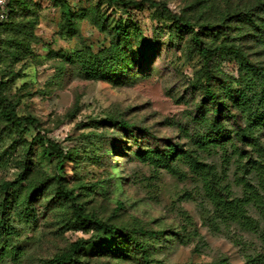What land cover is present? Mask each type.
I'll use <instances>...</instances> for the list:
<instances>
[{
	"label": "rangeland",
	"instance_id": "1",
	"mask_svg": "<svg viewBox=\"0 0 264 264\" xmlns=\"http://www.w3.org/2000/svg\"><path fill=\"white\" fill-rule=\"evenodd\" d=\"M27 1L28 11L17 10L14 20L27 24L32 31L19 37L28 49L22 52V58L10 54L7 40L17 35L5 26L0 28V75L7 93L17 103L18 113L37 117L49 137L66 148L69 159L60 169L55 155H49L33 138L20 136L0 118V184L15 180L26 162L33 164L28 176L31 182L45 173H59L87 212H95L148 247V257L143 259L136 243L123 235L95 237L82 254L87 264L223 260L249 264L258 255L264 259V243L258 234L216 218L201 179L184 163L178 165L188 177L179 179L153 159L152 151L168 140L195 149L185 135L194 104L200 100L192 86L202 60L192 51V35L173 32L162 9L148 3L123 7L109 0H65L76 14L79 28V35L70 38L61 35L62 9L55 0ZM156 1L164 2L175 13L187 14L193 22L227 24L233 38H239L242 32L239 10L258 5V0ZM109 15L129 19L133 47L150 61L143 60V69L134 64L126 74L109 80L85 79L63 54L84 46L95 52L108 46L109 30L107 25L103 29V21ZM243 41L253 60L264 66V39ZM217 66L229 78L237 76L234 60L224 59ZM109 118L147 128L154 136L138 132L135 140L120 127L101 124ZM258 136L264 144V129ZM199 153L203 162L215 166L224 181L231 183L233 195L243 194L236 183L242 172L231 147L227 149L229 156L221 149ZM251 180L256 182L255 178ZM27 189L25 185L17 194L9 211L12 229L4 232L6 264H40L66 251L78 239L94 238V229L74 225L69 204L55 198L51 190L34 202L35 221L26 224L19 200ZM4 198L0 193V201ZM119 201L123 203L121 208L117 207ZM250 212L258 218L254 208ZM113 245L116 251L108 249Z\"/></svg>",
	"mask_w": 264,
	"mask_h": 264
},
{
	"label": "trees",
	"instance_id": "2",
	"mask_svg": "<svg viewBox=\"0 0 264 264\" xmlns=\"http://www.w3.org/2000/svg\"><path fill=\"white\" fill-rule=\"evenodd\" d=\"M109 2L123 7H128V4L141 6L143 3L159 7L166 15L173 32L192 35V51L199 54L202 60L192 86L199 92L200 100L194 104L195 111L185 126V135L193 142L195 149L168 140L166 145L152 151L153 159L158 166L179 179L188 177V172L178 165L179 162L184 163L191 174L201 179L205 196L213 207L214 216L221 222H233L245 231L258 234L264 243V144L258 136V132L264 129V66L253 60L243 41L246 38L264 39V0H258L257 8L251 5L239 10L238 21L243 23L239 28L242 31L239 38L232 37V31L227 24L222 26L212 20L193 22L190 16L173 12L164 2L156 0L128 3L125 0H109ZM55 4L62 9L61 35L70 38L79 35L77 16L73 10L65 0H55ZM7 9L8 19L0 24V28L5 26L7 31L14 32L17 36L7 40L6 51L22 58L21 54L28 49V45L19 37L31 34L32 31L27 28V24L15 21L14 18L17 10L28 11L29 3L27 0H9ZM128 22L129 19L123 16L117 19L107 16L103 21V29L107 25L109 45L97 52L89 46H84L72 53L63 54L64 59L76 66L79 76L89 80H109L116 75L126 74L134 64H139L143 69V60L147 59L149 62L150 59L134 49L132 28ZM224 59H231L237 63L236 77L229 78L219 71L217 65ZM5 85L0 75L1 120L23 138H33V141H37L44 150L50 152L49 155H55L57 166L63 169V163L69 159V152L60 142L49 137L37 117L18 113L17 103L7 93ZM101 124L120 127L135 140L138 132L153 135L147 128L116 118L103 120ZM229 147L232 148V155L237 157L238 169L242 172L236 178V183L243 190L241 196L233 195L231 183L224 181L215 166L203 162L199 153L221 149L229 156L227 153ZM32 166L33 164L26 162L24 170L15 180L0 184V193L5 194V198L0 201V264H6L5 251L8 245L4 240L5 229H12L8 222L9 211L14 207L13 202L16 203V196L25 185L28 189L19 203L24 209L22 219L26 224L35 221L34 202L51 190L54 191L55 198L69 204L72 221L76 227L92 228L96 232L94 238L78 239L72 242L66 251L50 259H44L40 264H87L82 254L92 240L95 237L110 235L127 237L136 243L143 259L148 257V247L145 243L130 234H124L121 227L105 222L95 212H87L84 203L77 199L74 190L67 186L61 174L45 173L31 182L28 176ZM250 177L255 178L256 182ZM122 206L123 203L119 201L117 207ZM251 207L257 211L258 218L251 214ZM109 247L108 249L112 251L117 250L116 245ZM260 263L264 264L261 255L249 261V264ZM197 264L230 263L223 260L220 263Z\"/></svg>",
	"mask_w": 264,
	"mask_h": 264
},
{
	"label": "built area",
	"instance_id": "3",
	"mask_svg": "<svg viewBox=\"0 0 264 264\" xmlns=\"http://www.w3.org/2000/svg\"><path fill=\"white\" fill-rule=\"evenodd\" d=\"M8 1L9 0H0V24L8 19Z\"/></svg>",
	"mask_w": 264,
	"mask_h": 264
}]
</instances>
